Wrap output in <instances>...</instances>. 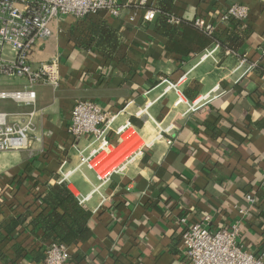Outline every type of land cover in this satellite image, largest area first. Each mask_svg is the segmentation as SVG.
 Instances as JSON below:
<instances>
[{
  "label": "crops",
  "instance_id": "crops-1",
  "mask_svg": "<svg viewBox=\"0 0 264 264\" xmlns=\"http://www.w3.org/2000/svg\"><path fill=\"white\" fill-rule=\"evenodd\" d=\"M138 1L120 0L119 18L101 12L80 21L66 17L54 22L52 37L38 44L31 63L58 62V89L29 86L23 79L0 81V91L31 88L36 93L32 104L0 100V114L7 115L9 125L23 126L35 113V130L27 145L0 152V213L23 214L35 184L59 183L62 172L79 165L80 152L89 153L90 142L75 139L67 129L76 101L92 100L107 113L119 114L114 131L131 123L125 134L128 140L121 145L112 132L111 143L120 146L101 168L155 142L128 172L113 175L97 192L94 188L100 182L95 171L83 167L70 175L65 183L92 213V237L69 246L71 259L65 264H184L179 219L201 222L208 215L211 230L242 218L239 243L264 255L258 235L264 229L262 218L251 208L246 216L239 214L249 193L257 197V205L264 204V0H175L176 15L214 25V34L221 39L235 22L249 28L239 51L222 47L186 24L171 25L176 31L168 37L157 27L158 15L151 23L144 21ZM149 2L157 5V0ZM232 5L246 6L248 18L220 21ZM102 23L120 38L111 55L96 42L83 45L89 30L96 31ZM209 52L213 55L205 57ZM242 61L245 64L238 69ZM186 72L189 80L182 93L187 100L194 101L185 92L196 90V99L211 92L212 99L195 112H186V105L176 107L177 94L165 91L167 84L162 83L175 82ZM143 109L149 116L137 115ZM169 127L170 134L157 140L160 128ZM22 231L0 243L4 255L0 264H43L48 246L41 240L43 234L34 235L31 228ZM39 247L43 255L37 253Z\"/></svg>",
  "mask_w": 264,
  "mask_h": 264
},
{
  "label": "built area",
  "instance_id": "built-area-1",
  "mask_svg": "<svg viewBox=\"0 0 264 264\" xmlns=\"http://www.w3.org/2000/svg\"><path fill=\"white\" fill-rule=\"evenodd\" d=\"M138 4L144 8V21L152 22L158 15L157 6L149 0H139ZM101 12L111 17L121 16L120 0H0V80L23 79L29 86L37 84L49 85L55 89L61 86L60 68L58 62L40 63L33 66L31 56L33 49L40 42L50 39L54 33L53 24L66 17H73L76 21L84 20ZM249 16V9L242 5H232L222 16V22L244 21ZM134 17H131V21ZM171 25H179L175 18L169 19ZM195 27L213 34L215 26L206 24L202 19L195 20ZM213 55L209 52L205 57ZM242 61L238 69L243 68ZM189 80V73H184L175 81L163 80L165 91L177 94L175 106L186 105V112H195L211 99V92L202 95L194 101L187 100L182 93V86ZM31 88L21 91H0V100H11L16 103L32 104L36 101V93ZM29 114L27 124L9 125L7 115L0 114V152L21 150L27 145L28 136L34 129L33 117ZM119 114L107 113L98 103L92 100H78L71 110V123L67 132L75 139H87L92 147L88 154L86 150L80 152L79 165L72 171L61 173L59 183H65L74 172L83 167L95 171L100 182L94 192L110 183L112 176L124 175L130 166L135 164L146 149L153 147L154 142L144 143L133 152L126 155L119 162H111L107 169L101 168L106 157L113 154L119 146L128 140L125 134L131 123L118 127L114 131V124ZM138 116H149L147 109L138 112ZM161 140L164 134H170L171 128H160ZM112 132L121 139L120 145L115 146L110 141ZM172 144L171 140H167ZM65 165V161L62 166ZM264 185V181H263ZM82 199L81 202H85ZM247 205L239 208L241 217L247 215L248 208L257 204V197L249 193L246 196ZM241 219L229 227L211 230L208 225L211 216H205L201 222L190 223L186 217L179 219L183 226L181 253L184 264H264V255L255 254L239 243ZM71 259L69 248L62 244L52 243L45 248L43 264H65Z\"/></svg>",
  "mask_w": 264,
  "mask_h": 264
},
{
  "label": "trees",
  "instance_id": "trees-1",
  "mask_svg": "<svg viewBox=\"0 0 264 264\" xmlns=\"http://www.w3.org/2000/svg\"><path fill=\"white\" fill-rule=\"evenodd\" d=\"M156 4L159 10L157 27L166 36L173 37L176 31V27H172L169 23L171 18L179 21L178 26L184 24L195 26L194 20L185 19L174 13L175 0H157ZM95 29L96 31L89 30L86 36L89 40L83 45L88 47L90 43L96 42V45L104 48V50L110 49L111 53H108V55L114 53L119 45V35L106 23L100 24ZM250 32L249 28L235 22L234 28L229 31L224 39L217 37L214 33H205L211 41L218 42L222 47L232 51H239ZM95 35H97V40H95ZM192 92V94L185 92V96L190 100H195L198 92L196 90H192ZM22 182L23 179H20L19 183L21 184ZM29 193L32 197V202L23 214L17 217H5L2 212L0 213V243L8 238H15L12 234L15 232L20 233L26 228H31V232L34 235L43 234L41 240L47 245L57 243L69 247L79 243L84 244L92 237V229L90 228L92 213L80 204L66 183H56L46 187H40L35 184L33 189L29 190ZM250 208L254 216L262 218L261 220L264 222V204H255ZM254 228L256 231L260 230L257 229V226H254ZM259 233V239L260 241L263 240L262 243H264V229L259 231ZM37 253L43 255V248L39 247ZM255 254H260V252L257 251ZM0 259H4L1 248ZM44 259L45 256H43V261Z\"/></svg>",
  "mask_w": 264,
  "mask_h": 264
},
{
  "label": "rangeland",
  "instance_id": "rangeland-1",
  "mask_svg": "<svg viewBox=\"0 0 264 264\" xmlns=\"http://www.w3.org/2000/svg\"><path fill=\"white\" fill-rule=\"evenodd\" d=\"M37 46H38V45H37ZM37 46L33 49V52L36 50ZM33 52H32V53H33ZM31 57H32V56H31ZM3 80H4V79H3ZM0 81H1V80H0Z\"/></svg>",
  "mask_w": 264,
  "mask_h": 264
}]
</instances>
